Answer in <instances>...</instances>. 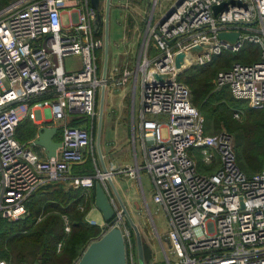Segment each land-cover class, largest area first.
I'll return each instance as SVG.
<instances>
[{
	"label": "built area",
	"instance_id": "built-area-1",
	"mask_svg": "<svg viewBox=\"0 0 264 264\" xmlns=\"http://www.w3.org/2000/svg\"><path fill=\"white\" fill-rule=\"evenodd\" d=\"M179 1L160 20L150 17L139 61L134 70L125 68L118 82L141 78V137L148 144L143 169L170 227L163 255L166 264H264V169L248 175L239 165L233 137L206 132V119L176 67L180 53L186 54V68L205 66L225 51L239 53L247 43L259 45L260 61L235 63L213 82L217 89L228 87L236 100L264 109V0ZM106 2L99 0L95 9L91 0H14L0 8L1 219L21 220L36 191L66 181L88 158L98 93L107 86L100 73ZM223 4L227 7L215 14L214 7ZM220 32H239L240 37L231 45L219 39ZM197 47L202 50L193 52ZM70 55L81 58V69L66 70L64 58ZM72 112L87 118L88 125L69 124ZM26 118L64 123L56 157L42 158L17 140V128ZM197 151L211 171L200 172ZM115 174L140 175L112 164L107 173L75 177L70 186L93 188ZM111 200L118 218L106 230L122 229L127 264H137L133 231Z\"/></svg>",
	"mask_w": 264,
	"mask_h": 264
},
{
	"label": "trees",
	"instance_id": "trees-1",
	"mask_svg": "<svg viewBox=\"0 0 264 264\" xmlns=\"http://www.w3.org/2000/svg\"><path fill=\"white\" fill-rule=\"evenodd\" d=\"M12 1L0 0V8ZM260 59L261 47L247 43L239 53L225 51L209 64L193 66L179 76L191 91L193 105L206 119V132L211 128L233 132L234 125L238 126L235 149L239 165L248 175L264 169V109L242 103L243 108L240 103L245 101L236 100L228 87L217 89L213 81L220 71L235 63L247 65ZM238 106L243 111L242 124L235 118ZM84 120L74 121L73 125ZM37 133V125L26 118L17 128L16 138L31 145ZM92 163V156L88 155L84 164L87 170L92 169ZM198 167L200 170L199 163ZM94 205L95 186L75 189L62 181L40 188L27 202L25 217L17 222L0 218V260L7 264H76L88 245L103 234L99 225L90 224L86 218Z\"/></svg>",
	"mask_w": 264,
	"mask_h": 264
},
{
	"label": "crops",
	"instance_id": "crops-1",
	"mask_svg": "<svg viewBox=\"0 0 264 264\" xmlns=\"http://www.w3.org/2000/svg\"><path fill=\"white\" fill-rule=\"evenodd\" d=\"M125 7L130 9L128 5ZM112 8H114L113 2H112L111 10ZM135 9H138V8H135ZM135 11H136V15L142 16L139 10H135ZM129 15L130 14H127V13H125L124 15L125 31H124V38L122 40L123 43H120L119 41L115 40L114 44L112 45L111 29L109 32V67H108V73H107V78H106L107 86H106L105 108H104V115H103L101 146H100L102 156L99 155L97 147L95 148L96 149V153H95L93 146H91L89 150V156L90 157L92 156L93 165H92L91 170L93 172H90L89 170H87L84 164L81 166H76L71 171L69 176L66 178L65 182L66 184L70 186L72 180L75 177L93 176V174L95 175L97 173V170L103 172V163L107 166L108 169L112 164H116L118 165L119 168H133L134 170H136V173L139 172L140 173L139 178L137 177L134 178L127 174H115L114 176H112V182H113L114 188L116 189L121 199L123 200L130 215L134 218L136 224L139 226L141 230L145 251L147 253V251L151 249L153 245L148 239L146 232L144 228L142 227V224L139 222L140 217L137 216V214L134 211V208H135L134 206L140 209L138 196L134 190V187H135L134 184L137 185V189L142 194L143 198L144 199L146 198L145 184L143 181L142 173L146 174L145 176L150 182L149 188L153 191V184H152L151 176L149 175L147 171L143 169V166L145 165L146 159H147L148 144L145 143L141 137L142 87H141V83L139 86V81L135 83L133 79L129 80L126 84H123V85H118V82L120 78L122 77V73L124 69L128 68V69L134 70L136 64L139 61L141 45H142L144 35H145L146 29L148 26L149 18L144 20L145 28L143 30L141 28L139 18L137 19L133 15L131 16ZM103 16H104L103 19H105V12ZM151 16H153V14ZM162 17H160L157 20H160ZM124 19L123 17L119 18L118 24H122L123 22L122 20ZM64 21H66V15H64ZM103 35L105 38V24H103ZM133 53L135 54L133 55ZM102 54L104 58V49H103ZM77 57L81 61V58L79 56ZM72 61L76 62V59L74 58ZM81 65L79 67H75L73 70L71 69L70 72H74V71L81 69ZM64 66H65V62H64ZM100 73L103 78V60H102ZM138 89L140 91V97H141L140 106L137 110L136 104L133 105L132 110L130 112V109L127 104V100L130 94H132V96L136 98ZM101 91H102V88L99 90V93H98V107H99V101L101 97ZM118 91H121L122 93L126 92L121 106H118L117 101L115 99L116 92ZM82 119H85V120L82 121L80 125L87 126L88 125L87 118H85L79 112H72L70 113V117L68 118V123L73 125L74 121L78 122ZM161 119H163V117H161ZM35 124L37 125L38 130L43 126L57 127L58 133L55 136V141L61 143L62 128L64 125L63 122L49 120L44 124H40V123H35ZM96 129H98V122L97 124L95 123L93 134ZM134 132H135V136H134ZM93 139H94V135H93ZM138 139L141 144L140 152L138 150V145H137ZM92 144H93V141H92ZM33 149L42 158H48L46 151L42 147H34ZM128 182L130 183V186L132 190L134 191H132L131 189L130 190L127 189ZM105 185L107 187L106 191L108 192V194L111 196V198L115 200L117 206L120 207L117 202L116 196L114 194V190L111 187L108 180ZM93 210H96L95 205L92 208V210L89 212V214L92 213ZM89 214L86 217L87 221H89L88 219ZM105 226L106 225L103 219L100 225V227L103 229V232H105L106 230ZM169 229L164 234V237H162L158 233V230L155 229V231L157 232V236L159 238L162 251L165 249L164 247L165 242L167 243L169 247L168 241L166 240ZM150 258L151 256H148V260H147L148 262Z\"/></svg>",
	"mask_w": 264,
	"mask_h": 264
},
{
	"label": "water",
	"instance_id": "water-1",
	"mask_svg": "<svg viewBox=\"0 0 264 264\" xmlns=\"http://www.w3.org/2000/svg\"><path fill=\"white\" fill-rule=\"evenodd\" d=\"M182 2L179 1V5ZM91 5L97 9L99 7V0H91ZM112 2L107 0L106 10H105V38H104V58H103V79L107 78L108 67H109V32H110V12H111ZM227 7L226 4L214 7V13L218 14L222 9ZM101 18L98 19V22ZM219 39L227 42L231 45H235L239 40V32H220L218 35ZM202 47H197L193 52H199ZM185 53H180L176 57V67L182 73L186 68L185 65ZM158 80H162V77L155 75ZM105 97L106 88L103 87L101 91V97L99 101V120L98 129L96 137V147L101 155V135H102V123L105 108ZM58 133L57 127H41L38 130L37 137L31 143L32 147H42L47 154L48 158L56 157L57 150L61 147L60 142L55 141V136ZM103 172L107 173L108 168L103 163ZM108 182L114 190L117 202L122 209L124 216L127 219V223L133 230V236L136 239V250H137V260L138 264H147L145 257V247L143 242V237L139 226L136 224L134 218L130 215L127 210L123 200L114 188L112 178H108ZM95 207L99 210L103 216L105 227L114 223L118 216L116 213V208L111 200V196L108 194L105 188V184L101 181L95 184ZM128 251L127 245L124 238L122 229L119 226H114L111 229H107L106 232L97 240L91 242L88 247L83 252L82 256L79 258L76 264H127Z\"/></svg>",
	"mask_w": 264,
	"mask_h": 264
},
{
	"label": "rangeland",
	"instance_id": "rangeland-1",
	"mask_svg": "<svg viewBox=\"0 0 264 264\" xmlns=\"http://www.w3.org/2000/svg\"><path fill=\"white\" fill-rule=\"evenodd\" d=\"M112 2L114 5V8H112V10L110 12V29H111V38H112V45H113L115 40L119 41L120 43H123L122 40L124 38V31H125V29H124L125 28V22H124L125 21V19H124L125 13L130 14L129 16L133 15L137 19L139 18L141 28L144 30V28H145L144 20H146L148 18L150 19L152 14H153L154 20L159 19L160 17L165 15L167 13V11L176 3V0H112ZM102 5H103V3H102ZM127 5L130 9L125 7ZM135 8H138V9H135ZM135 10H139L141 12L142 16L136 15ZM121 17H123L124 20H122L123 21L122 24H118V20ZM66 20H67V17H66ZM134 54L135 53H133V55ZM74 58L76 59V62L72 61ZM64 62H65V66H66L67 71H70L71 69L73 70L75 67H79L81 65L80 59L77 56H73V55L65 57ZM191 67H193V66H191ZM191 67L188 66L186 68L189 69ZM183 72L181 74H183ZM140 83H141V78H140L139 86H140ZM138 88H140V87H138ZM125 94H126V92H123V93L121 91L116 92L115 99L117 101L118 106L122 105ZM140 98L141 97H140L139 89L137 91L136 98L133 97L132 94L129 95V98L127 100V104H128L129 109H130V112L132 110L133 105H135V104H136V109L138 110V108L140 106ZM242 103H244L246 107H250V105L247 102H241L240 105ZM242 107L238 106V108H237V110H239V113H240V114L238 113L240 115V118L235 117L238 124H242L244 122V118L242 116L243 113H241V112H243ZM98 113H99V107H98ZM98 120H99V116L97 118L96 124H97ZM234 129H235V131L230 132L228 129L215 130V129L211 128L210 130H207V132L211 135L228 133L233 137V142L236 145L235 139H236L237 133L239 132V131H237L238 126L234 125ZM163 136H164V138H167V136H168V131L166 128L163 129ZM96 137H97V129L95 130L93 144H92L95 153H96V149H95L96 148ZM137 142H138L137 143L138 150L140 152L141 144H140L139 139L137 140ZM196 153L198 154L197 161L200 164V172H204V173L209 172L211 170L210 167L204 166L202 164V158H201L199 152L197 151ZM92 162H93V160H92ZM86 168L88 169V166ZM90 172H93V171L90 170ZM145 175H146L145 173H142L143 181L145 184V191H146V198L145 199L143 198L142 194L137 189V185L134 184L135 185L134 190L138 196V201L140 204V209H138L136 206H134L135 207L134 211L137 214V216L140 217L139 222L142 224V227L144 228L148 239L150 240V242L153 245L152 248L147 251L148 256H151L149 262L147 261V263L148 264L149 263L150 264H152V263L153 264H166V261H165L164 255H163V251H162V248H161V245L159 242V238L157 236V232L155 231V229H157L158 233L162 237H164V234L169 229V223H168V219H167L165 212L163 210H161V208L154 203L153 191L149 188L150 182L148 181V179L146 178ZM127 185H128L127 189L132 190L129 182L127 183ZM134 190H132V191H134ZM88 219H89L88 222L90 224L94 223V224H97L100 226L102 223V220H103V216H102L101 212L96 209V210H93V212L89 214ZM124 219L127 221L125 216H124ZM133 240H134V243L136 246L135 236H134ZM163 242H165V241H163ZM164 247L166 250H168V245L166 242L164 243ZM60 248L61 247H59V249ZM137 264H138V261H137Z\"/></svg>",
	"mask_w": 264,
	"mask_h": 264
}]
</instances>
